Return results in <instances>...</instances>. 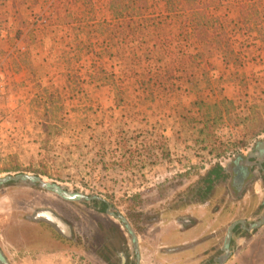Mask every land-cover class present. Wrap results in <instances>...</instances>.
Segmentation results:
<instances>
[{
	"label": "rangeland",
	"instance_id": "obj_1",
	"mask_svg": "<svg viewBox=\"0 0 264 264\" xmlns=\"http://www.w3.org/2000/svg\"><path fill=\"white\" fill-rule=\"evenodd\" d=\"M141 1L0 0V177L104 199L132 228L141 264H207L232 222L264 216L258 188L232 193L227 181L198 202L209 169L231 171L264 139L248 136L257 121L264 129V0H215L195 26ZM46 207L73 226L72 243L32 222ZM89 207L29 181L1 186L6 264H105L95 248L117 250V225ZM222 264H264V226L237 237Z\"/></svg>",
	"mask_w": 264,
	"mask_h": 264
},
{
	"label": "flooded vegetation",
	"instance_id": "obj_2",
	"mask_svg": "<svg viewBox=\"0 0 264 264\" xmlns=\"http://www.w3.org/2000/svg\"><path fill=\"white\" fill-rule=\"evenodd\" d=\"M263 142L264 139L262 141L257 142L255 147L247 154V156L241 157V159H236V161L232 163L233 167L231 171H229L222 165H219V167H221L223 171H220L218 173L213 172L214 167L216 165L209 169L206 172L204 179L201 182V185L199 186L198 194L200 195V199L198 202L205 203L208 194H210L216 186L224 184L227 181L232 193L239 191V194L243 193L242 195H245V193H248L249 191L253 192L255 188H258L262 195V199L261 201H259V206H261V209L264 210V147H261ZM13 182L19 181H10L6 184ZM36 184L40 186L39 183ZM61 188L67 194L76 195L77 197L75 199H66L56 193H53L52 191H49L44 188L42 189H44L50 194L55 195L61 201H64L69 204L75 202H86L91 206V208H89L94 213L103 214L109 220H112L115 225H117V227L115 226V229H111L112 233H116L119 236L117 237V250L115 251L114 247L106 248L105 243L99 244L98 247L95 248V251H101L102 260L105 264H141V257L137 238L135 237V234L132 228L130 227L128 221L122 215L114 211L109 205V203L102 198L90 197L81 193H73L63 187ZM30 217L32 222L38 224L44 223L45 225L53 229L56 234L59 235L63 241H65V243L70 244L73 242V226L62 216V214H60L56 210L51 209L50 207L42 208L40 210L35 211V213H33ZM118 217H121V220ZM263 219L264 216L253 222H248L246 221V219H238L232 222L226 229L221 247H216V243H214L210 247L208 245L207 249L213 248L212 250H214V258L213 261H209L207 264H222L223 260H226L227 257L231 256L233 247L236 242V238L238 237L239 239H245L248 238L251 234L256 233L261 227L264 226V223L260 226L255 225ZM177 223H179V226H181L182 229L185 231L195 227V223L190 217L181 219L177 221ZM106 230L107 231H104L103 234L104 237H108L111 234L109 227ZM125 233L131 238V243L133 246L132 251L129 249ZM215 238H213V240ZM202 243L206 244V242ZM114 253H117L118 255V262L113 261L112 256L114 255ZM0 264H6V259L3 256L1 248Z\"/></svg>",
	"mask_w": 264,
	"mask_h": 264
},
{
	"label": "trees",
	"instance_id": "obj_3",
	"mask_svg": "<svg viewBox=\"0 0 264 264\" xmlns=\"http://www.w3.org/2000/svg\"><path fill=\"white\" fill-rule=\"evenodd\" d=\"M149 1L156 3V4H162L165 6L166 9L168 8H174V11L177 13L176 16H174V18H181V14H185L184 16L187 18V20L193 25H197V24H201L204 25V21H206L207 19H212V16L210 14V9L212 4L215 2V0H142L140 7L143 9L147 8V5H149ZM218 2H220L221 4H228L231 2H235V0L231 1V0H217ZM251 0H239L238 3L239 5L242 6V8H244L245 6H247V4L250 3ZM260 2V1H259ZM145 7V8H143ZM248 7V6H247ZM251 9H254L253 11L256 12L257 11V7H253V5L250 6ZM115 10H118V6L113 5L112 7ZM240 16V15H239ZM241 16L243 17V22L247 23V14H241ZM133 18V17H131ZM193 33H195V30L193 29ZM196 36V35H195ZM215 46H217V48L219 50H222V43H221V34L219 35L215 33ZM264 129L262 127V123L260 121H257L255 123L254 126H252L249 129V133L248 136L250 138H253L255 136H257L258 134H260L261 132H263ZM220 171H223V169L221 167H219V165H216L214 167L213 172L218 173ZM44 174V173H43Z\"/></svg>",
	"mask_w": 264,
	"mask_h": 264
},
{
	"label": "water",
	"instance_id": "obj_4",
	"mask_svg": "<svg viewBox=\"0 0 264 264\" xmlns=\"http://www.w3.org/2000/svg\"><path fill=\"white\" fill-rule=\"evenodd\" d=\"M261 147H264V142L262 143ZM10 181H20V182L29 181L33 183H39L42 188L52 191L53 193H56L63 198L75 199L77 197L76 195L67 194L65 191H63L61 187L54 185V184L47 183L46 181L42 180L40 177H36V176L28 175V174H18L14 176L7 175L5 177H0V186ZM118 218L121 220V217H118ZM263 223H264V219L260 221L258 224H256L255 226H260ZM228 238H229V235H228ZM227 259H229V257H227L226 260Z\"/></svg>",
	"mask_w": 264,
	"mask_h": 264
}]
</instances>
